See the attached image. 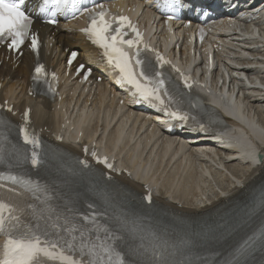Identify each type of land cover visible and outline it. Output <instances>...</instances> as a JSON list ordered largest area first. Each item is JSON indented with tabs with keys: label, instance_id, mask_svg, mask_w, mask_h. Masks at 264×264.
I'll use <instances>...</instances> for the list:
<instances>
[{
	"label": "bare ground",
	"instance_id": "obj_1",
	"mask_svg": "<svg viewBox=\"0 0 264 264\" xmlns=\"http://www.w3.org/2000/svg\"><path fill=\"white\" fill-rule=\"evenodd\" d=\"M149 16L146 11V17ZM177 26L163 29L169 36L163 53L172 57L173 49L168 51V47L175 42L180 55L186 60L194 58V53L202 49L193 48L190 40L184 38L190 30L176 34L174 28ZM33 29L39 32L41 41L37 57L24 50L23 55L13 62L10 55L6 59L7 53L0 51V100H8L17 112L30 108L34 126L41 129L49 143L62 153L59 162H77L84 155V147L88 153L98 149L113 156L120 168L130 173L128 177L124 174L116 177L130 191L140 196L146 183L154 185L155 203L176 215L190 218L213 213L219 216L218 211L228 203L241 199L250 201L264 190V155L258 166L249 161L253 149L264 153V60L253 61L257 54L264 59L262 41L245 42L238 52L225 50L214 55L218 61L225 62L223 68L229 80L221 70L209 82L200 80L208 87V93L218 95L217 104L228 115L226 121L233 129L237 127L238 144L241 147L249 145L245 148L248 150L244 158L237 151L238 157L242 158L237 159L235 153L217 151L211 156L179 144L160 135L136 116L126 102L119 104L114 89L108 87L105 78L101 84L94 81L96 77H103L101 69L93 60L84 37L77 33V26L52 28L35 23ZM219 29L223 32L218 40L221 43L230 41L231 31L223 27ZM159 37H153L158 47ZM254 45L261 48L258 53L249 50ZM203 47L208 51V41ZM74 48L81 50L76 64L94 67V77L90 78L92 84L83 85L77 83L76 78L61 77L60 99L50 101L40 96L29 97L34 66L44 64L47 69L61 72L65 51ZM241 53L245 56L243 60ZM173 64L182 74L190 72V64L177 60ZM192 76H195L193 71ZM254 77L256 80L252 79ZM220 81L224 83H218ZM59 136L62 142H55ZM95 169L97 174L103 173L101 167ZM69 182L72 189L82 196L89 195L94 184V180L88 177L70 178ZM258 214L261 213L258 211Z\"/></svg>",
	"mask_w": 264,
	"mask_h": 264
},
{
	"label": "snow or ice",
	"instance_id": "obj_2",
	"mask_svg": "<svg viewBox=\"0 0 264 264\" xmlns=\"http://www.w3.org/2000/svg\"><path fill=\"white\" fill-rule=\"evenodd\" d=\"M51 2L58 10L73 13L75 18L81 0ZM173 2L178 4V0ZM25 3L26 0H0V41H9L7 46L11 50L19 49L24 43L32 24L24 10ZM48 3L49 0H44L45 5ZM168 18L172 19L171 16ZM89 19V26L84 31L103 51L109 66L118 72L117 84L128 85L138 100L175 120L183 123L195 120L182 111L178 92L168 88L162 72L148 75L144 61L140 59V33L126 17L107 13L101 6V11L89 13ZM47 22L56 23L55 20ZM129 29L134 38L126 39ZM37 46V39L33 37L32 50L36 51ZM75 59L73 53L68 60L69 66ZM157 63L163 67L167 61L157 54ZM42 71V67L37 66L33 78L38 79ZM76 71L83 74L86 70L81 65ZM183 85L188 89L192 87L188 78H183ZM24 117L27 123V111ZM5 127V122L0 120V129ZM200 127L203 130L204 125L201 123ZM20 135L23 144L30 146L31 155L26 148L9 146L7 138L0 132V165H19L30 160L34 168L38 167L44 157L41 142L30 136L24 127L20 128ZM92 156L96 158V153ZM97 163L115 171L114 164L108 163L107 158L97 159ZM79 164L89 167L84 160ZM9 193L24 199L17 201L7 195ZM27 198L36 203H27ZM103 199L108 203L106 194ZM145 200L151 203V196H146ZM257 211L264 214V191L253 197L244 216L251 218ZM106 215L101 212L80 215L69 206L60 208L53 205L47 186L42 187L21 176L0 173V235L5 238L0 264H196L191 253L201 239L216 235L218 230L221 235L232 230L228 220L223 218L222 223L184 225L170 231L166 227L146 224L143 216L129 215L123 210L113 214L111 224H102L98 218ZM129 239L133 241L131 245L127 244ZM121 244L127 251L120 247ZM257 247L264 249V226L239 244L225 264H247V256Z\"/></svg>",
	"mask_w": 264,
	"mask_h": 264
}]
</instances>
